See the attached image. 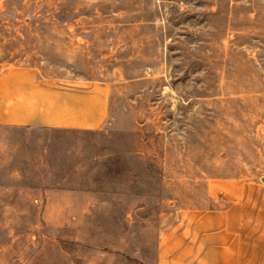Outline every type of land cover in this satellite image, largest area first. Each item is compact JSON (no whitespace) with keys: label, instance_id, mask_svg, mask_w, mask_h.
I'll use <instances>...</instances> for the list:
<instances>
[{"label":"rangeland","instance_id":"1","mask_svg":"<svg viewBox=\"0 0 264 264\" xmlns=\"http://www.w3.org/2000/svg\"><path fill=\"white\" fill-rule=\"evenodd\" d=\"M12 66L109 111L0 124V264H171L222 231L264 261V0H0Z\"/></svg>","mask_w":264,"mask_h":264},{"label":"crops","instance_id":"2","mask_svg":"<svg viewBox=\"0 0 264 264\" xmlns=\"http://www.w3.org/2000/svg\"><path fill=\"white\" fill-rule=\"evenodd\" d=\"M61 82L39 75L34 67L12 66L0 72V124L79 129L101 126L109 111L108 90L95 84L79 89ZM217 233L214 242L169 244L167 248L178 249L170 258L171 264H264L256 252L257 243L242 241L234 231Z\"/></svg>","mask_w":264,"mask_h":264}]
</instances>
